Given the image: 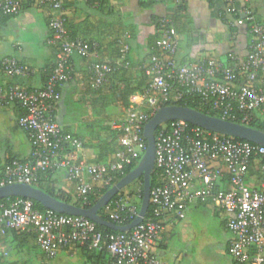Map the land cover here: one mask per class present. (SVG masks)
Masks as SVG:
<instances>
[{"label":"built area","instance_id":"1","mask_svg":"<svg viewBox=\"0 0 264 264\" xmlns=\"http://www.w3.org/2000/svg\"><path fill=\"white\" fill-rule=\"evenodd\" d=\"M251 1L244 0L245 6L239 12L227 11L237 16L230 26H247L251 36L246 58L237 61L230 55L229 65L216 60L177 62L178 35L170 19L161 20L155 53L146 69L150 83L142 94L131 96L126 115L112 125L121 133V148L111 162L104 164L83 158V142L65 132L57 116L61 88L73 78V58H95L96 44L92 47L86 40L69 38L62 13L65 0H0V13L8 17L18 15L25 5L50 9L53 15L47 44L56 49L55 62L43 87L0 88V108L17 105L23 110L17 123L32 148L28 160H14L0 168V188L32 185L40 174L63 172L74 183L77 198L88 204L87 196L96 187L110 186L116 176H122L134 161L142 159L147 148L143 129L161 100L177 102L198 95L218 118L240 125L250 113L264 114V22L253 14ZM129 38L125 32L120 40L122 58L129 52ZM0 67L8 76L25 78L34 74L32 68L13 57L3 58ZM111 68L110 62L92 64L94 89L105 83ZM235 111L241 114L240 119ZM258 158L262 181L261 188L254 189L246 181L252 162ZM217 161L227 171V185L222 181V171L210 166ZM154 168L160 183L150 191V213L129 231L104 235L85 217L40 212L31 200L16 198L0 212V239L10 230L33 231L35 244L47 260L78 245L105 250L111 257L109 264H161L153 247L165 226L184 220L189 208L201 204L229 215L226 228L232 238L227 253L236 264H264V146L234 141L174 120L155 135ZM142 195L143 186H139L132 196L111 199L104 207L111 223L126 226L134 221L139 216Z\"/></svg>","mask_w":264,"mask_h":264},{"label":"crops","instance_id":"2","mask_svg":"<svg viewBox=\"0 0 264 264\" xmlns=\"http://www.w3.org/2000/svg\"><path fill=\"white\" fill-rule=\"evenodd\" d=\"M175 6L173 0H104L100 6L89 5L86 0H66L64 12L69 33L106 44L112 37L108 35L112 30L122 36L127 32L130 35L128 44L131 59L134 62H148L150 47L157 40V23ZM244 6V0H184L182 13L185 26L181 27L183 34L178 33L176 61L184 64L216 60L229 65L230 55L237 61L244 60L249 51L251 36L245 27L233 26L237 27V31H232L227 12L228 9L239 12ZM250 7L257 19L264 22V0H252ZM52 15L50 9L33 5H25L16 16L8 17L0 13V62L3 58L13 57L34 70L33 75L24 78L8 76L0 67V88L43 87L46 72L55 62L56 49L47 44ZM106 25L112 26V29H107ZM86 68L85 62L78 57L73 58V79L62 86V101L57 111L63 128L75 130L90 122L96 111L93 98L85 93L88 83ZM262 81L264 88V74ZM65 100L78 105L80 110L75 108L72 112L68 111L63 103ZM22 114L23 110L17 105L0 108V168L9 160H28L31 155L28 137L17 123ZM82 155L87 161L93 158L88 149H83ZM54 176L60 184L68 181L63 172L55 173ZM261 179L260 172L252 163L247 185L260 189ZM207 212L217 219V227L220 229L217 246L221 251L217 255L224 254L227 258L225 264H236L227 253L232 238L226 228L229 215L201 204L189 208L184 220L165 226L153 247L161 264H201L195 257L198 256L197 249L202 247L201 238L207 231L205 224L193 221ZM34 236L33 231H28L25 236L8 233L2 237L0 264H48L47 259L43 260L37 253ZM208 240H211V235H208ZM191 246L194 251L190 250ZM73 247L59 255H63L66 261L95 264ZM187 247L190 258L187 257Z\"/></svg>","mask_w":264,"mask_h":264},{"label":"trees","instance_id":"3","mask_svg":"<svg viewBox=\"0 0 264 264\" xmlns=\"http://www.w3.org/2000/svg\"><path fill=\"white\" fill-rule=\"evenodd\" d=\"M103 1L104 0H86V3L92 6H100ZM183 2L184 0H181L179 4H175L176 6L169 11L167 16L164 17L170 19L171 23L173 24L176 30L177 35L178 33L183 34L181 27L185 26V20L183 18L184 16L182 13ZM64 6L62 13L65 16L66 29L68 31L67 17L64 12ZM228 16L230 17L228 18L230 20V21L228 20L229 22L234 21L237 17L235 14H230ZM160 24H161V19L157 23V32H156L157 40L159 39L161 33ZM106 27L107 29H112V26L110 25H106ZM242 27H245L248 31L247 26H242ZM235 29L237 31V27L235 28L231 27L232 31H235ZM68 35L70 39L80 38L82 40H86L92 47H94L95 44L97 46L95 58L94 57H90L88 59L79 58L87 65L86 70H87L88 83H87V90L85 91V93L93 98V107L95 108L96 111L90 122H86L84 123V125H80L75 130H71L69 127H64L63 130L79 138L83 142L84 149H88L91 152V155L93 156V158L88 159L89 162L106 164L113 160L115 153L121 148L119 144V138L121 137V133L116 129H114L112 125L114 123H119L126 115L130 107L131 96L136 94H142L150 83V79L146 75V69L149 67L151 56L155 53V43L157 40L150 47L148 62H134L129 56L130 51L122 58V54L120 51L121 49L120 40L122 39V35H120L118 31L112 30V32H109L108 35L112 37L109 40V42H107L106 44L97 42L96 40L93 39L77 37L75 36V34L69 33V31H68ZM106 62H110L112 68L110 72L106 75L105 83L100 88L94 89L92 86L93 74L91 73V66L94 63L101 64ZM50 70H51V66L48 68L46 72L47 77L49 75ZM61 101L59 103L60 106H61ZM63 103L67 107L68 111L70 110V112H72L73 109H75L76 106H78L71 103L70 100H65ZM170 105H181L194 109L204 114L219 117L218 114H216L213 111H210L209 108L204 105L202 98L198 95L186 96L177 102H173V101L163 102L162 100L158 102V108L164 106H170ZM235 114L239 116V119L240 117H242L241 114H239L237 111H235ZM58 122L60 123L59 119ZM235 122L239 123L238 121ZM169 123L170 121L165 122L164 124L159 126L155 132V135L164 125H167ZM244 125L252 129L258 130L260 132H264V114L250 113L249 118L246 122H244ZM82 130H86L84 135H82L81 133ZM231 139L234 141L244 142V140L241 139H236V138H231ZM144 141L145 143H147L145 138ZM12 161L14 160L13 159L9 160L7 164L11 163ZM21 161H25V160H21ZM139 162L140 159L134 161V163L131 166H129L124 170V174L122 176H116V178L114 179V181L111 183L110 186L101 189L96 187L94 191L87 196L88 204L86 205L83 204L81 199L77 198L76 188L74 183L66 181L65 184H60L56 179V177L54 176L55 173L40 174L37 180L32 183V186L43 191L45 194L49 195L50 197L54 198L57 201L66 204H72L80 208L88 209L92 207L105 192H107L110 188H112L115 184H117L124 176H126L132 170H134L138 166ZM252 163L256 165V169L260 172L262 176V172L260 169V159L258 158L254 160ZM210 166L213 169H220L222 171V175H223L222 181L227 185L229 176L227 174L224 165L221 162L217 161L210 163ZM159 183H160L159 173L154 168L150 176L151 189L159 185ZM139 186L140 189H142L143 186L142 177H140L139 179L135 180L130 185L122 189L118 194H116L112 198V200L117 198H127L128 196H132L133 194H135V191ZM15 199L16 198H7L0 200V212L2 211V207L8 206V204L14 201ZM32 202L36 210L40 212H44L47 210L41 204L35 201ZM207 206L213 207L211 205H207ZM149 213H150V208L147 211L146 217L149 215ZM98 215L103 220L111 222L105 208L99 210ZM96 228L99 232H101L104 235L118 233L117 231H113L109 228L100 225H96ZM8 233H12V235L20 237V236H25V234L28 232L26 231L24 232L20 230H10ZM73 248L76 251L83 254L84 256H86L88 261H91L95 264H109L111 262V257L105 250L103 251L88 250L87 248L80 247L78 245L74 246ZM37 253L41 255L43 260L46 259L43 253L38 248H37Z\"/></svg>","mask_w":264,"mask_h":264},{"label":"water","instance_id":"4","mask_svg":"<svg viewBox=\"0 0 264 264\" xmlns=\"http://www.w3.org/2000/svg\"><path fill=\"white\" fill-rule=\"evenodd\" d=\"M174 120L185 121L190 125L200 127L210 132L264 146V132H260L245 125L222 120L218 117L204 114L185 106H164L159 108L144 126L143 136L147 141V148L138 166L105 192L92 207L84 209L72 204L57 201L32 185L25 184H12L1 187L0 200L7 198L29 199L41 204L47 210L54 211L58 214L85 217L97 225L117 232L129 231L141 222L149 207L151 191L150 176L155 163V132L158 127L165 122ZM140 177L143 178V195L139 216L126 226H117L100 218L98 211L103 209L122 189Z\"/></svg>","mask_w":264,"mask_h":264},{"label":"rangeland","instance_id":"5","mask_svg":"<svg viewBox=\"0 0 264 264\" xmlns=\"http://www.w3.org/2000/svg\"><path fill=\"white\" fill-rule=\"evenodd\" d=\"M77 109L80 110L78 106H76V110ZM85 132L86 130H82V135H84ZM193 222L196 224L199 222L205 224L207 231L206 234H203L201 238L202 247L200 249H197L198 256L195 258L199 259L201 264H225L227 262V258L224 257V254L217 255L221 251V249L217 246V243L220 241V229L217 227V219L212 217V215L207 212L206 215L194 219ZM208 235H211L210 241L208 240ZM190 250L194 251V248L192 247L190 248ZM188 251L189 249L187 247V253ZM188 255L187 257L190 258L191 254L188 253ZM47 261L48 264H84L81 262L66 261L63 255H59L58 257Z\"/></svg>","mask_w":264,"mask_h":264}]
</instances>
